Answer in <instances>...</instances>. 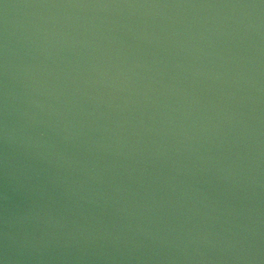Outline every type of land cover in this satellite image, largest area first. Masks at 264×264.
Masks as SVG:
<instances>
[{"label":"water","instance_id":"water-1","mask_svg":"<svg viewBox=\"0 0 264 264\" xmlns=\"http://www.w3.org/2000/svg\"><path fill=\"white\" fill-rule=\"evenodd\" d=\"M0 264H264V0H0Z\"/></svg>","mask_w":264,"mask_h":264}]
</instances>
